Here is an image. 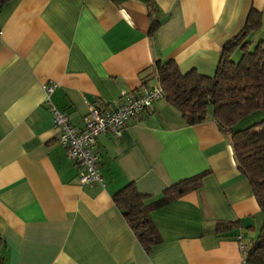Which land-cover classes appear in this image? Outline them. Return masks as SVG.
<instances>
[{
    "label": "crops",
    "instance_id": "0c3cea01",
    "mask_svg": "<svg viewBox=\"0 0 264 264\" xmlns=\"http://www.w3.org/2000/svg\"><path fill=\"white\" fill-rule=\"evenodd\" d=\"M8 0L0 7V264H240L237 238L252 241L264 214L238 169L228 135L211 115L193 124L163 96L119 135L97 136L104 183L78 181L57 139L42 85L81 128L89 106L117 108L124 93L158 82L152 64L213 74L223 44L260 18L249 38L264 45V0ZM153 15L155 13H152ZM208 170L197 188L150 211L159 239L139 241L113 193L128 181L158 197ZM216 220L237 221L219 230Z\"/></svg>",
    "mask_w": 264,
    "mask_h": 264
},
{
    "label": "trees",
    "instance_id": "16d2710c",
    "mask_svg": "<svg viewBox=\"0 0 264 264\" xmlns=\"http://www.w3.org/2000/svg\"><path fill=\"white\" fill-rule=\"evenodd\" d=\"M7 1L0 0V7ZM147 3L150 32H153L159 24L158 5L156 0ZM259 25L260 18L251 8L241 30L223 44L213 74L194 68L182 72L171 57L156 58L150 73L157 77L164 97L187 123L200 122L211 115L219 129L228 135L237 167L249 180L264 214V45L261 40L249 38ZM257 111L263 113L258 114L261 115L258 120L242 125L243 117ZM207 173L205 169L182 178L155 198L128 181L113 193V200L139 241L149 249L159 239L150 211L174 196L199 187ZM236 222L216 220L215 226L223 230ZM244 245V264H264V220L256 237Z\"/></svg>",
    "mask_w": 264,
    "mask_h": 264
},
{
    "label": "built area",
    "instance_id": "2783aa9c",
    "mask_svg": "<svg viewBox=\"0 0 264 264\" xmlns=\"http://www.w3.org/2000/svg\"><path fill=\"white\" fill-rule=\"evenodd\" d=\"M44 103L52 114L54 124L58 128L57 139L66 146L68 156L78 165V181L85 183L99 181L104 183L103 176L99 171V155L96 150L97 136L111 131L115 135L121 133L126 121L140 113L145 108H150L155 101L164 96V89L160 82L146 87L138 94L124 93L120 105L112 111L101 112L96 106H89L85 116V124L78 128L73 124L67 112L58 107L51 99L54 83H44ZM237 236L241 250L245 245ZM240 264H244V257Z\"/></svg>",
    "mask_w": 264,
    "mask_h": 264
},
{
    "label": "rangeland",
    "instance_id": "374dc122",
    "mask_svg": "<svg viewBox=\"0 0 264 264\" xmlns=\"http://www.w3.org/2000/svg\"><path fill=\"white\" fill-rule=\"evenodd\" d=\"M258 114H261L263 115V113L257 111V112H252L250 113L249 115H246L245 117H243V119H241L242 121H240L241 123H244L242 125H248L256 120H258L260 118L261 115H258Z\"/></svg>",
    "mask_w": 264,
    "mask_h": 264
}]
</instances>
